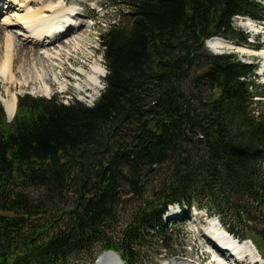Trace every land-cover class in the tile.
<instances>
[{"label": "trees", "instance_id": "trees-1", "mask_svg": "<svg viewBox=\"0 0 264 264\" xmlns=\"http://www.w3.org/2000/svg\"><path fill=\"white\" fill-rule=\"evenodd\" d=\"M107 1L126 8L100 33L92 105L27 93L9 121L0 104V264H92L107 250L131 264L168 247L175 204L213 211L264 252V84L257 64L206 45H249L233 18L264 20V3Z\"/></svg>", "mask_w": 264, "mask_h": 264}, {"label": "rangeland", "instance_id": "rangeland-1", "mask_svg": "<svg viewBox=\"0 0 264 264\" xmlns=\"http://www.w3.org/2000/svg\"><path fill=\"white\" fill-rule=\"evenodd\" d=\"M45 1L47 0H9L11 6L3 12H0V24H3V21L8 17L9 18L6 21H9V23L11 22L7 26L4 25V30L7 29L6 33L9 32L13 34L16 40L24 41L27 49L30 50L28 55H15L16 60L12 66L14 74L13 81L9 79V81L3 82L0 79V104L3 106L9 121H11L12 118H9L10 116L5 106V100L9 101L11 95L13 94H17V97L18 95L20 96L27 93L31 94L32 92L26 89V86L32 85L36 81L34 78L37 73H40L42 66L45 70V67L49 68V71L46 70L48 73L47 76L49 77L48 80H50V77H54L55 75L57 76L56 92L54 95H59L65 103H69L74 98H77L88 105H92L100 96V93L105 86L103 79L107 73V68L104 64V50L100 43V33L105 30L110 23H113L123 17L121 12L124 11L121 10L126 8L125 5L113 4L107 0H63L68 5L71 4L84 13V18L88 21L87 27H84L82 31H79V33H77L76 30L74 35L79 37L80 34L83 37H87L88 45L82 46L76 51L71 52V54L67 57V60L61 59L44 61L39 58H35V55H33V49H38V46L23 39L24 35L21 34L25 32V29L21 26H17V23H22L25 19H19L20 17L24 18L30 12L37 10L40 7L41 2ZM52 1L54 0H51V2ZM260 1L264 3V0ZM0 4H2V2H0ZM46 12L48 13V11ZM256 23L257 27L254 26V28H245L240 26L237 23L236 17H234L232 22L233 27L247 34L249 38L248 41L251 42V44L249 43L250 45L248 48L240 47L235 44L233 39L229 40L226 38L227 44H224L218 53H223L225 51L235 52L243 60L249 63L252 62L257 64V71L260 75L258 83L264 84V54H257V52L264 53V20H261V23ZM259 31L262 32L258 35ZM74 35L68 39L71 40ZM68 39H65L64 44L62 43L64 47L69 44ZM231 40L234 43L230 42ZM4 41L5 36L0 35V61L2 59L3 66H6L4 65V62L8 64V60L6 58V54L4 55V51L2 50ZM243 48L245 51L241 50ZM1 50L3 51V54L1 53ZM96 61H98L105 69V75L101 78L102 87L99 94L93 96L90 89L87 91H81L80 85L87 82V76L91 73V67ZM81 68L84 70L82 71ZM24 79L27 80L25 86ZM39 94H41V96H45L42 95V93ZM39 94L37 95L40 96ZM52 96L53 95H51V97ZM261 99H263L261 101L264 102V98ZM262 107H264V103ZM128 202H131V200H128ZM134 206L135 205H128L127 207L125 206L122 208L119 217L121 222L129 218L127 211L133 210ZM173 208L175 211H173ZM164 218L167 222L172 221L174 224V232L171 236L170 242L168 243V247L164 249L160 243H154V245L149 247H141L138 251V255L130 262L131 264H166L175 261L178 262L177 260L183 261L181 260L183 257H189V260H191L194 264H201L197 259L199 256L205 259V264H209V262L215 259H219L221 261V259L217 257V253L214 251V243H210L211 239L206 236V227L212 219H214L212 221L215 222L219 219L217 214L205 207L199 208L198 206H193L191 210H188L186 207L181 208L178 205H172L171 207H168ZM240 241H246V239H240ZM252 252L257 253L255 254V257L242 253L239 261L235 260L233 257H231L228 261H232L236 264H253L256 260H258L255 264H264V260H262L261 256H258L259 253L254 249ZM104 254L105 252L101 253V255ZM106 254L115 255L116 253L108 252ZM260 254L264 256V252H260ZM68 261V264H87L91 262V254L79 253L77 256L69 258ZM96 262L97 261H93L92 264H96ZM122 262L123 264H126V260H122Z\"/></svg>", "mask_w": 264, "mask_h": 264}, {"label": "bare ground", "instance_id": "bare-ground-1", "mask_svg": "<svg viewBox=\"0 0 264 264\" xmlns=\"http://www.w3.org/2000/svg\"><path fill=\"white\" fill-rule=\"evenodd\" d=\"M0 2L3 3L2 6L0 5V12H3L5 9L11 6L9 0H0ZM46 11H48V13ZM8 18L3 21V24H0V35L5 36V41L3 43L4 49L2 48V50L4 51V55L6 54V58L8 60V64L4 62V65L6 66H3L2 59L0 61V79L3 82L9 81V79L13 81L14 74L12 71V66L16 60L15 55L25 56L28 55L30 51L27 49V46L25 45L26 43L24 41L16 40L13 34L9 32L6 33L7 29L4 30V28L11 23L6 21ZM19 19H25L22 23H17V26H21L23 29H25L23 34H19L24 35L23 39H25L27 42H31L38 46V49H33V55H35V58H39L44 61L61 59L67 60V57L71 54V52L76 51L82 46L88 45L87 37H83L80 34L79 37L74 35L76 30V32L79 33V31H82L84 27H87L88 21L84 18V13L75 8L73 5H68L63 0H54L52 2L51 0H47L45 2H41V5L37 10H34L24 18L20 17ZM236 19L237 23L242 27L254 28L255 26L250 18L236 17ZM72 35L75 37L73 36V38L69 40L68 38ZM65 39L69 40V44L64 47L62 43H65ZM207 44L212 51L219 52L222 46L227 44V41L216 37L209 39ZM2 50L1 53L3 54ZM241 50L245 51L244 48ZM257 54L263 55L264 53L257 52ZM42 67L40 73H37L34 78L36 81L32 85L26 86V89L30 90V92L33 94L42 93V95L45 96L54 95L56 92L57 76L53 75L54 77H50V80H48L49 77L47 76L48 73L46 70L49 71V68L45 67V70ZM81 70L83 71L84 69L81 68ZM91 70V73H89L87 76V82L83 85H80V90L87 91L90 89L92 95L95 96L98 95L101 90V78L105 75V69L98 61H96L92 65ZM26 81L27 80L24 79V86ZM17 101V94L11 95L9 101L5 100V106L10 116L9 118H13L16 113ZM173 211H175L174 208ZM212 220L209 221L208 226L206 227V236L211 239L210 243H214V251L223 258L221 261L219 259H215L209 262V264H236L228 260L231 257L234 258V255L240 253H246L251 257H255V254L257 253L252 252L253 249L259 253L258 256L261 255L257 246L253 242L249 240H237L236 237H234L226 228H223V225H221L218 220H216V222ZM108 252H113L116 254H106ZM189 259V257H183L181 259L183 261L177 260L178 262L175 261L176 263L171 262L166 264H194ZM197 259L201 264L206 263L205 259L201 256L197 257ZM96 264H123V262L117 252L106 251L105 254L98 259Z\"/></svg>", "mask_w": 264, "mask_h": 264}, {"label": "water", "instance_id": "water-1", "mask_svg": "<svg viewBox=\"0 0 264 264\" xmlns=\"http://www.w3.org/2000/svg\"><path fill=\"white\" fill-rule=\"evenodd\" d=\"M33 95H36V94H33ZM47 97H49V96H47Z\"/></svg>", "mask_w": 264, "mask_h": 264}]
</instances>
